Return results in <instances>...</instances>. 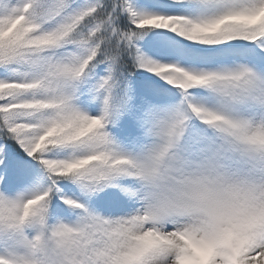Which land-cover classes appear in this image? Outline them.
<instances>
[{
  "label": "trees",
  "instance_id": "obj_1",
  "mask_svg": "<svg viewBox=\"0 0 264 264\" xmlns=\"http://www.w3.org/2000/svg\"><path fill=\"white\" fill-rule=\"evenodd\" d=\"M225 1L27 0L22 16L0 19V264H29L30 243L41 264L141 263L129 256L145 232L121 236L119 223L104 213L136 202L154 143L150 129L166 126L180 93L139 69L133 43L157 33L192 55L235 52L251 35L264 38V15L255 24L195 26L214 10L227 11ZM157 15L163 17L147 21ZM238 145L191 117L163 170L237 188L252 178L231 151ZM259 161L264 172V156ZM32 197L22 227L21 205ZM255 213L262 225L240 264H251L264 246V206ZM181 250L190 252L189 244ZM207 264H224L221 251Z\"/></svg>",
  "mask_w": 264,
  "mask_h": 264
},
{
  "label": "rangeland",
  "instance_id": "obj_2",
  "mask_svg": "<svg viewBox=\"0 0 264 264\" xmlns=\"http://www.w3.org/2000/svg\"><path fill=\"white\" fill-rule=\"evenodd\" d=\"M25 4L26 0H0V19L19 18ZM230 5L242 10L240 19L253 22L249 13L256 11L259 15L264 0H232ZM198 28L211 31L214 27L208 20L200 21ZM254 47L261 54L258 58L245 49L233 54L200 52L184 57L176 41L159 34H150L136 43L140 70L164 84L177 86L181 90V103L172 115L169 135L165 136L166 131L159 126L151 128L149 137L154 143L147 154L146 167L140 178L141 193L136 202L105 213L106 217L119 223L121 236L145 232L141 247L131 259L143 257L141 264H204L206 256H198L195 261L188 254L179 252L182 241L179 233H188L185 241L197 251L195 243L211 241L210 237L227 226L230 235L224 232L219 239L229 237L221 241L230 252L229 264H235L233 256L261 225L260 218L250 214V211H256V205L264 206V173L262 177L258 175L257 169L261 168L255 151L237 150L249 163L253 180L240 186L236 194H229L218 183L207 185L203 178L169 177L159 161L162 151L161 155L155 153L164 136L167 143L168 137L170 141L176 139L179 122L190 115L208 122L236 141L264 145V40ZM237 88L244 92V98L240 102H229L226 95ZM242 207L250 209L248 215L232 217ZM49 250L53 255L55 247ZM249 260L252 264H264V246Z\"/></svg>",
  "mask_w": 264,
  "mask_h": 264
}]
</instances>
